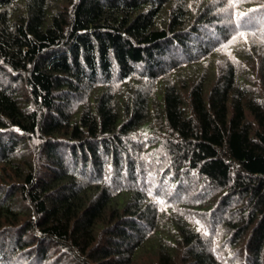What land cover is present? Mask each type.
Returning a JSON list of instances; mask_svg holds the SVG:
<instances>
[{
	"label": "trees",
	"instance_id": "16d2710c",
	"mask_svg": "<svg viewBox=\"0 0 264 264\" xmlns=\"http://www.w3.org/2000/svg\"><path fill=\"white\" fill-rule=\"evenodd\" d=\"M0 264H264V0H0Z\"/></svg>",
	"mask_w": 264,
	"mask_h": 264
}]
</instances>
